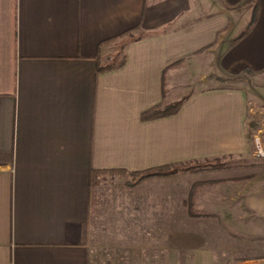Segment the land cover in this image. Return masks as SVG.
Listing matches in <instances>:
<instances>
[{"label":"crops","instance_id":"obj_1","mask_svg":"<svg viewBox=\"0 0 264 264\" xmlns=\"http://www.w3.org/2000/svg\"><path fill=\"white\" fill-rule=\"evenodd\" d=\"M202 66L199 88L167 95ZM256 75L264 0H0V264H104L98 223L140 236L109 264H264ZM207 162L222 166L89 185L91 169Z\"/></svg>","mask_w":264,"mask_h":264},{"label":"rangeland","instance_id":"obj_2","mask_svg":"<svg viewBox=\"0 0 264 264\" xmlns=\"http://www.w3.org/2000/svg\"><path fill=\"white\" fill-rule=\"evenodd\" d=\"M114 58V57H113ZM211 70V66H202V67H198L196 69H192V70H188V69H181L180 73V77L178 78V82H174L173 84H168L167 85V95L169 94H173L175 95L178 99L183 100V98H185V96H187L190 92H192L194 89L199 88L202 84L200 83V79H199V74L200 73H208ZM246 76V75H245ZM244 77V76H241ZM230 79H232V82H228L231 83L232 85H237L240 84L241 82H239V77H231L229 76ZM212 79V78H211ZM239 79V80H238ZM247 81H245V84L247 86L248 89L253 88V93L255 94H260V93H264V76L262 75H256L254 76V78H252L251 76H247V78H245ZM238 81V82H236ZM205 85V84H203ZM211 86H214V84H212ZM255 110V109H254ZM261 109H258V112ZM255 118L251 117V122L254 121V132L250 137V145H251V150H252V154L255 158L258 159H262L264 160V157H257L255 155V150H256V145H255V137L254 136H258L260 138V143L262 145V147H264V116L259 115V114H255V116H253ZM207 169V168H205ZM204 170V169H202ZM121 185L120 182H115L114 183V187H117L118 185ZM121 215L117 216V219L119 220L121 217ZM99 226V231L96 234V239L98 240V242L100 243L99 245V249L96 248V250H98V254L100 255V257L104 259L103 263L104 264H109L108 260L106 258H108V256L110 255H126V254H130V253H137L138 250H136L133 247H127L124 245V241H126V239H132L135 240L138 238H140V236H132L130 237V235L125 234L124 229H125V225L129 224V223H98ZM96 224V225H98ZM145 223H132L133 229L134 231L137 230V232L139 231V226L143 225ZM137 234V233H136ZM138 235V234H137ZM95 239V240H96ZM125 246V247H124ZM130 252V253H129ZM111 264H113V261H110Z\"/></svg>","mask_w":264,"mask_h":264},{"label":"trees","instance_id":"obj_3","mask_svg":"<svg viewBox=\"0 0 264 264\" xmlns=\"http://www.w3.org/2000/svg\"><path fill=\"white\" fill-rule=\"evenodd\" d=\"M254 20V18H253ZM130 36V33H125V35ZM124 37V35H123ZM125 61V55L122 54L120 57L117 58V60L113 62H108L106 64H99L97 66V71H105V70H111L117 67H120L123 65ZM178 103H174L172 105H162L157 104L151 108H149L146 112L142 113V117L148 116L150 117H156L161 116L164 114H168L170 109L176 108ZM253 134V131L251 130L250 135ZM221 163H196V164H187V165H175V164H166V165H159L155 167H150L144 170L139 171H131L127 172L120 169H112V170H99V169H91L89 172V185L90 188L96 187L99 184H101L105 179L107 175H126L128 178L125 181V184L127 186H135L140 181L156 177V176H166L170 174H174L178 171H195L199 169H205V168H219L221 167Z\"/></svg>","mask_w":264,"mask_h":264},{"label":"built area","instance_id":"obj_4","mask_svg":"<svg viewBox=\"0 0 264 264\" xmlns=\"http://www.w3.org/2000/svg\"><path fill=\"white\" fill-rule=\"evenodd\" d=\"M255 137V147H256V152L255 155L257 157H264V147H262L261 143H260V138L258 136H254ZM5 170H9V167L7 166H0V171H5Z\"/></svg>","mask_w":264,"mask_h":264}]
</instances>
